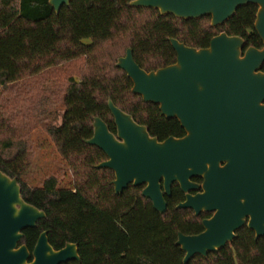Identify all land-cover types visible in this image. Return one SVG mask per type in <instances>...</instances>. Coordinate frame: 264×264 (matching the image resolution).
I'll return each mask as SVG.
<instances>
[{
  "label": "trees",
  "instance_id": "obj_1",
  "mask_svg": "<svg viewBox=\"0 0 264 264\" xmlns=\"http://www.w3.org/2000/svg\"><path fill=\"white\" fill-rule=\"evenodd\" d=\"M48 1L0 0V171L17 178L24 200L46 214L37 228L24 231L22 244L33 252L47 231L55 250L78 245L80 262L66 264H183L178 235L197 233L201 225L192 212L176 209L184 201L180 187L173 186L164 214L142 196L143 187L116 195L115 174L96 169L106 155L85 141L93 137L97 117L116 133L109 99L159 141L184 137L178 121L131 93L118 59L132 49L142 69L155 71L176 62L170 39L205 49L223 32L262 49L254 28L257 7L240 8L213 28L211 18L162 16L130 7L133 0H70L59 13ZM34 126L66 162L68 186L57 174L40 186L26 182L35 157L27 132ZM188 264H264V238L244 228L232 247Z\"/></svg>",
  "mask_w": 264,
  "mask_h": 264
},
{
  "label": "water",
  "instance_id": "obj_2",
  "mask_svg": "<svg viewBox=\"0 0 264 264\" xmlns=\"http://www.w3.org/2000/svg\"><path fill=\"white\" fill-rule=\"evenodd\" d=\"M48 2L56 13L70 5V0ZM250 5L257 7L254 28L262 49L247 47L243 38L223 32L205 49L170 39L176 62L155 71L142 69L132 49L118 59L116 67L132 81L131 93L158 106L167 120L178 121L184 137L159 141L109 99L116 133L97 117L93 137L85 141L106 155L96 169L115 174L116 195L129 186L143 187L142 196L164 214L166 198L177 184L185 194L178 210L191 209L195 216L214 213L204 221L202 234L179 233L176 245L185 254L183 264L224 249L244 227L257 240L264 238V0L130 2L132 8L152 9L180 20L211 18L213 28ZM21 192L18 179L0 171V264L80 262L77 244L55 250L47 231L41 233L33 252L20 245L24 231L46 219L45 212L27 203Z\"/></svg>",
  "mask_w": 264,
  "mask_h": 264
},
{
  "label": "rangeland",
  "instance_id": "obj_3",
  "mask_svg": "<svg viewBox=\"0 0 264 264\" xmlns=\"http://www.w3.org/2000/svg\"><path fill=\"white\" fill-rule=\"evenodd\" d=\"M27 133L34 142L35 157L33 169L26 182L32 186H40L45 178L57 174L61 177V185L68 186L70 176L67 164L51 143L49 135L38 126H34Z\"/></svg>",
  "mask_w": 264,
  "mask_h": 264
},
{
  "label": "flooded vegetation",
  "instance_id": "obj_4",
  "mask_svg": "<svg viewBox=\"0 0 264 264\" xmlns=\"http://www.w3.org/2000/svg\"><path fill=\"white\" fill-rule=\"evenodd\" d=\"M183 193V192H182ZM192 194H196V193H192ZM183 195H184V201H185V194L183 193ZM172 196V195H171ZM183 201V202H184ZM182 203V202H181ZM180 204V203H179ZM178 204V205H179ZM177 205V206H178ZM177 206H176V209H177ZM178 210V209H177ZM187 211H190V212H192L193 213V215H194V217H196V218H198L199 220H198V222L200 223V225H201V227H200V231H198L197 233H194V234H191V235H186V236H197V235H200V234H202L203 232H205V228H204V225H203V223H204V221H206V220H209V219H211L212 217H213V215H214V213H203V214H201L200 216H195V213H194V211L193 210H191V209H186ZM38 225V224H37ZM37 228V227H36ZM244 228H247V227H244ZM243 228V229H244ZM248 229V228H247ZM249 230V229H248ZM251 231V230H250ZM44 232V231H43ZM43 232H41V233H43ZM41 233H40V235H41ZM39 235V236H40ZM237 235H238V232L236 233V238H237ZM235 238V239H236ZM39 239V238H38ZM235 239H234V241H235ZM233 241V242H234ZM233 242L232 243H229L226 247H232V244H233ZM20 245H25V244H22V242L20 243ZM225 247V248H226Z\"/></svg>",
  "mask_w": 264,
  "mask_h": 264
}]
</instances>
